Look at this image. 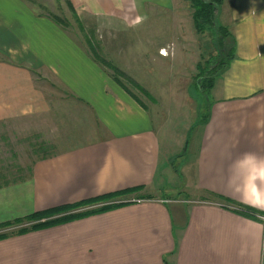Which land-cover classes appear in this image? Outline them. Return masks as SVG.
Instances as JSON below:
<instances>
[{
    "label": "crops",
    "instance_id": "obj_1",
    "mask_svg": "<svg viewBox=\"0 0 264 264\" xmlns=\"http://www.w3.org/2000/svg\"><path fill=\"white\" fill-rule=\"evenodd\" d=\"M66 1L121 27L142 18L136 34L145 41L117 43L141 51L130 61L155 47L161 59L168 54L164 36L153 34L169 29L147 22L176 0ZM43 7L0 0V126L27 123L58 148L0 183V222L113 191L125 190L113 199L124 203L0 238V264H264V214L239 211L228 183L234 159L264 156V0H234L222 20L236 37L235 56L216 79L209 118L180 171L150 108ZM175 18L180 30L181 14ZM177 172L190 175L189 191L168 185Z\"/></svg>",
    "mask_w": 264,
    "mask_h": 264
},
{
    "label": "rangeland",
    "instance_id": "obj_2",
    "mask_svg": "<svg viewBox=\"0 0 264 264\" xmlns=\"http://www.w3.org/2000/svg\"><path fill=\"white\" fill-rule=\"evenodd\" d=\"M176 3L178 6H173L170 10H160L159 16H153L147 22L150 27L169 29L164 35L153 34L155 41L162 40L161 37L164 36L163 43L166 44L167 50L163 51H168V54L161 59V50H156L155 47L152 55L150 51L143 52L144 58L137 54V59L131 61L132 51L141 52L136 43L145 41L144 34H136L141 28L139 25L129 27L126 23L121 27L117 26V19L76 14L72 3L68 4L66 0H43V9L53 14L74 34L75 38L84 42L101 62H103L101 58L107 59L132 76L130 79L102 63L109 72L117 75L158 118L159 125L163 126V128L158 127L156 122L163 149L169 147L171 152H176L175 155L173 153L171 162L174 161L173 166H180L184 162L189 163L192 158L189 144L195 137L199 124L197 121L206 112L209 99L208 95L195 84V76L200 70L198 63L205 64L208 58L219 52V48L216 43L218 33L196 30L190 12L193 9L190 0H176ZM233 4L234 0H224L220 11L221 21L226 18L225 14ZM178 9L181 10L178 12L181 14L180 30L174 28V26L179 28V25H173L176 23L175 15L178 14ZM117 28H120L119 31ZM131 38L134 42L130 41ZM121 41H130L138 47L130 46L129 50L121 51L117 49V43ZM228 45L219 57L227 56ZM121 53H125L123 56L128 63L119 64ZM23 124L27 125V123ZM23 124L13 123L10 128L0 126V183L28 174L32 159L58 149L48 144L41 131L24 129ZM175 175V185L170 183L172 178L165 177L168 185L176 189L181 186L183 190L189 191L190 175L182 176L179 172ZM169 196L176 197L178 193ZM30 223L31 220L25 219L23 222H13L1 227L0 230H14L22 224Z\"/></svg>",
    "mask_w": 264,
    "mask_h": 264
},
{
    "label": "trees",
    "instance_id": "obj_3",
    "mask_svg": "<svg viewBox=\"0 0 264 264\" xmlns=\"http://www.w3.org/2000/svg\"><path fill=\"white\" fill-rule=\"evenodd\" d=\"M224 0H190V4L193 8L192 17L193 23L198 32L212 31L218 33V39L216 43L219 48V52L206 60L205 64L198 63L199 72L195 76V84L198 89L208 95L206 112L202 115L201 119L197 121L198 123L206 122L209 118L211 110V90L215 85L216 79L223 73V71L230 64V61L235 56L236 50V37L230 30L227 24L223 23L220 19V11ZM77 14L76 10L74 9ZM229 44L228 54L225 57H219L226 50V46ZM96 57V56H95ZM97 58V57H96ZM99 60V58H97ZM102 63L110 66L114 72L122 73L128 78L132 77L126 71L122 70L118 65L113 62L102 59ZM100 61V60H99ZM215 61V62H212ZM113 77L119 81L123 86L127 87L126 84L117 77V75L112 74ZM131 79V78H130ZM128 88V87H127ZM178 171L179 167L174 166ZM31 169V168H30ZM9 181V180H7ZM4 181V182H7ZM139 187H132L130 190L138 189ZM128 190V189H127ZM122 191H113L108 193H103L101 195L76 201L73 203H66L48 209L37 210L24 217H17L15 219L0 222V228L9 225L13 222H23L25 219L32 221L30 224H22L19 228L9 231L0 230V238L6 237L13 233H21L27 230L41 228L45 226H50L65 222L77 217H82L87 214L102 211L111 208L115 205H120L124 201H114L113 199L118 196ZM227 198V197H225ZM229 200H232L228 198ZM234 201V200H232ZM237 209L247 215L255 218H259L260 214H264V211H260L255 207H251L245 203L238 202Z\"/></svg>",
    "mask_w": 264,
    "mask_h": 264
},
{
    "label": "clouds",
    "instance_id": "obj_4",
    "mask_svg": "<svg viewBox=\"0 0 264 264\" xmlns=\"http://www.w3.org/2000/svg\"><path fill=\"white\" fill-rule=\"evenodd\" d=\"M142 23L137 17L130 25ZM229 187L238 193L243 203L264 211V156L255 152H245L230 165Z\"/></svg>",
    "mask_w": 264,
    "mask_h": 264
},
{
    "label": "built area",
    "instance_id": "obj_5",
    "mask_svg": "<svg viewBox=\"0 0 264 264\" xmlns=\"http://www.w3.org/2000/svg\"><path fill=\"white\" fill-rule=\"evenodd\" d=\"M264 216V215H263Z\"/></svg>",
    "mask_w": 264,
    "mask_h": 264
}]
</instances>
